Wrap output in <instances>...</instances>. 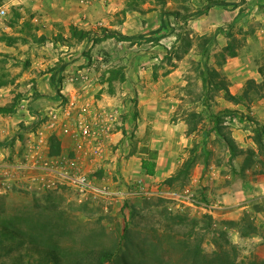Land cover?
Returning a JSON list of instances; mask_svg holds the SVG:
<instances>
[{"label": "rangeland", "instance_id": "1", "mask_svg": "<svg viewBox=\"0 0 264 264\" xmlns=\"http://www.w3.org/2000/svg\"><path fill=\"white\" fill-rule=\"evenodd\" d=\"M213 1L218 4L210 0L140 1L136 5L140 13L159 11L184 23L169 24L165 32L161 28L156 34L133 35L129 41L110 38L93 45L91 39L65 43L73 24L48 21L23 0H0V12H6L0 14V35L27 39L11 46L0 41V104L9 105L18 98L16 114L35 115L31 121L21 118L13 127H4L10 133L0 143L6 144L1 146L6 152L0 163L9 165L13 176L0 185V213L7 211L14 218L29 215L26 226L30 228H55L63 234L66 247L116 245L130 222L131 240L148 247L159 243L155 245L163 264H190L184 251L187 245H199L210 261L223 254L232 264H264V200L260 199L264 196V153L242 171L245 156L230 161L227 147L211 130V115L226 109L250 116L264 127V99L248 108L227 101L221 92L205 93L197 71L202 58L196 47L201 36H213L219 28L232 33L237 56L229 57L221 67L230 91L239 95L248 80L260 82L264 0ZM226 9L236 15L230 18L222 12ZM15 10L23 18L11 28L8 23ZM202 19L209 23L195 24ZM27 22L32 30L24 27ZM183 28L193 40L187 53L174 39ZM42 36L48 40L40 44L35 39ZM161 37L170 39L157 44ZM173 42L178 49H172ZM228 43L225 35L218 34L209 47L211 54L223 51ZM2 47L7 49L2 51ZM215 61L213 57L210 65ZM120 68H124L125 82L117 79L108 84L110 71ZM175 69L179 70L176 80L166 84L165 78ZM51 73L57 86L51 92L35 91L42 77ZM136 112L139 117L134 119ZM192 112L202 119L191 121ZM169 113L175 114L172 121H186V135L194 123L197 130L188 139L176 134L172 168L167 172L160 165L155 177H150L142 169L141 157L143 147L149 146L151 120L142 121L140 114ZM225 120V132L231 133L241 149L258 151L253 141L257 125L234 117ZM52 135L61 140L60 156H50ZM194 146L196 166L190 178L184 184H166L192 155L189 149ZM24 164L45 166L56 173L13 167ZM64 175L85 178L86 184H75ZM39 176L45 181L38 180ZM254 184L259 188L256 194L251 190ZM228 191L234 196L221 198ZM205 216H211L212 223ZM250 224L255 230L247 233ZM13 256H0V264H13L17 259Z\"/></svg>", "mask_w": 264, "mask_h": 264}, {"label": "trees", "instance_id": "2", "mask_svg": "<svg viewBox=\"0 0 264 264\" xmlns=\"http://www.w3.org/2000/svg\"><path fill=\"white\" fill-rule=\"evenodd\" d=\"M140 1L145 0L126 1V7L121 13L126 16L128 12H143L139 9V6H136ZM210 2L218 4V2L213 0H210ZM22 18L23 16L21 12H19V10H15L12 18H10L11 20L8 23V26L15 28L16 24L19 23ZM235 21L236 18L233 20L231 25H233ZM24 27L31 30L33 28L29 22L25 23ZM69 30L70 36L64 40L65 43H70L72 41L76 43H83L85 40L91 39L93 45H97L110 38L120 41H129L132 39L131 36L124 35L118 31L109 30L105 27H102L98 31H94L81 29L75 25H71ZM160 30L161 28L153 31L152 33H159ZM189 34L190 33L185 32V28L177 34L176 41L180 43V49L184 48L185 53H187L193 46V40ZM218 34L225 35L229 39V43L223 51L211 54L209 47ZM162 38L164 37H161V39ZM20 39L27 41L24 37H11L5 33L0 35V41L6 42L10 46L17 43ZM161 39L157 40L156 43L159 44ZM35 40L41 44L48 39L45 36H42L41 38ZM233 41H235L233 39V34L226 32V30H223L222 28H219L213 36H201L196 46L199 49L198 53L202 58V60L198 63L197 71L200 74L199 77L205 93L221 92L227 101L249 108L253 102L264 99V65L260 66L258 69L259 74L261 75V81L258 82L255 79L248 80L241 94L234 95L230 91L228 80L221 72V67L227 62L229 57L233 58L237 56V51L233 45ZM173 48L178 49L179 47H176L174 43L172 49ZM213 57L216 59L215 64L210 65V61ZM123 69L124 68H120L110 71L109 76L106 78V82L111 84L117 79L120 82H125L126 76ZM2 85L3 84L0 80V86ZM204 95L206 96V94ZM19 100L20 99L15 98L9 105L0 104V115L8 116L16 114ZM138 117L139 113L136 112L133 115V118L137 119ZM227 117L238 118L241 123L248 120L257 125V122L250 116H244L243 114L239 112L236 113L230 109L222 110L217 114L211 115V120L213 122L211 130L217 134L227 147L230 153V161H234L242 155L245 156L242 163V171H245L247 168L253 166L255 157L259 153H264V127L257 125L254 129L253 141L256 144L258 151L255 149L243 150L238 146L231 133L225 132L224 125ZM197 118L202 119V115L196 112H192L189 115V119L193 122L196 121ZM196 130L197 125L194 123L193 127H190L187 131V135L189 136L193 134ZM49 144L50 156H60L62 154V143L56 135H52L50 137ZM189 151L192 155L183 162L173 176L165 181L166 184L171 185L175 181H179L181 184H184L186 180L190 178L192 169L196 166L194 153H196L197 150L194 146L189 149ZM180 156L183 157L182 155ZM158 157L159 152L156 149H152L147 145L143 147L141 166L150 177H155L156 175ZM25 217H10L8 216L7 211L0 213V256L6 257L14 255L13 258L16 256L17 259L13 261V264H163L160 251L156 247L159 243H152L150 244V247H148L146 243L137 244L131 240L132 231L130 222L124 225L120 241L116 245H96L92 247L78 248L76 247V244L66 247L62 241L63 234L55 228H30L26 226L28 222L27 219L30 216L28 215ZM205 219L208 220L207 223L209 224L213 221L211 216H205ZM246 230L248 231L247 233H249L255 229L250 224L246 227ZM7 241L11 244L10 246H5ZM184 251L185 255L191 258L190 264H232V262H229L230 260L227 259V256L223 254L216 255L212 261L209 259L207 260L199 245H196L195 247L187 245L184 248ZM147 257H150L152 260L147 259Z\"/></svg>", "mask_w": 264, "mask_h": 264}, {"label": "crops", "instance_id": "3", "mask_svg": "<svg viewBox=\"0 0 264 264\" xmlns=\"http://www.w3.org/2000/svg\"><path fill=\"white\" fill-rule=\"evenodd\" d=\"M23 1L27 2L28 5L34 9V11L38 10L44 13L45 18L48 21L60 22L64 24L70 23V25L73 24L85 30L92 29V27L101 26L109 30L121 32L122 34L127 36H133V35H136L137 37L144 36L160 28H163V32H165L166 29L164 30V28L169 24L174 26L175 24L182 25L184 23L183 19L176 17L174 18V16H169L168 18L166 15L159 13V11H153L147 14H142L140 12H128L126 16H124L123 14L121 15L122 21H120L118 20L119 17L118 14H120L126 7V0H23ZM235 2H237V0ZM222 12L224 14H228L230 18L236 15V11L232 12L227 9ZM223 13L222 15H224ZM206 19H208V17H206ZM206 19L197 21L195 24H200V25L203 23L208 24L209 22ZM207 27L208 29H211L209 26ZM167 38L170 39V37H166V38L164 37L160 41V43H166L165 40ZM146 39L148 40L150 39V37L149 38L147 37ZM174 39L176 41L175 37ZM149 43L153 44V41ZM166 46L168 48L170 47L168 45ZM4 49L7 48L2 47V51H4ZM178 71H179L178 69H175L165 78L166 84L170 85L171 82H174L176 80L177 77L176 75L178 74ZM50 75H54V76H50ZM54 77L55 74L52 73L49 74L48 76L42 77V79L39 81L38 89L35 91H38L41 94H42V90L51 92L53 88L56 87L58 84L56 77L55 78ZM44 86H46V88ZM140 115L142 121H145L146 119L151 120V126L149 128L150 140L148 142L149 143L148 145L152 149H156L159 152V157L157 161L158 164L157 170H159L160 165H165L166 171L169 172V170L173 166V163L171 161L174 159V156L176 155L175 153H173L174 144L176 142V134L179 137L183 136L184 138L188 139L186 135V130H187L186 121L183 119H179L177 122L172 121L174 114H170V113L140 114ZM21 118L28 119V121H31V119L35 118V115L27 114L24 117L22 116V114H12L8 116L0 115V143L10 133L6 129H4L5 125L10 124V127H13L15 125V122L19 121V119ZM0 146L5 147L6 144L4 145L0 144ZM176 153L178 154V152ZM8 167L10 166L0 163L1 178L8 177L7 173L11 172ZM11 176L13 175H9V177ZM1 184L2 182H0V185ZM254 185L255 186L252 187L251 190L253 191V194H256L259 192L258 190L259 188H257L258 186L256 184ZM229 195L231 197L234 196L232 194V191H228L227 193H224V195H222L221 198H224L226 200L227 198H230ZM263 198L264 196L260 198L261 201L264 200Z\"/></svg>", "mask_w": 264, "mask_h": 264}, {"label": "built area", "instance_id": "4", "mask_svg": "<svg viewBox=\"0 0 264 264\" xmlns=\"http://www.w3.org/2000/svg\"><path fill=\"white\" fill-rule=\"evenodd\" d=\"M6 12H5V10H1V12H0V14H5ZM105 129V128H104ZM86 131L88 132H90V129L89 128H87L86 129ZM4 154H5V149L3 148V147H1L0 146V159H2V157H4ZM7 166H9V165H7ZM21 166V165H20ZM20 166H13L15 169H21V168H23V169H30L31 167H35V168H39L41 171L43 170V171H45V170H49L51 173H56L54 170H51V169H47L45 166H40V165H37V164H35V165H27V164H24V165H22L23 167H20ZM31 166V167H30ZM9 168V167H8ZM8 174V177H9V175H10V173H7ZM8 177H6V178H8ZM64 178H66V179H69V180H71L72 182H74L75 184H80V185H85L86 184V179L85 178H78V177H69L68 175H64L63 176ZM38 180L40 179V181H45V178L44 177H41V176H39L38 178H37ZM0 180L2 181V185L3 184H5L6 182H5V178H1L0 177ZM54 185V184H53ZM49 187L51 186V185H48Z\"/></svg>", "mask_w": 264, "mask_h": 264}]
</instances>
